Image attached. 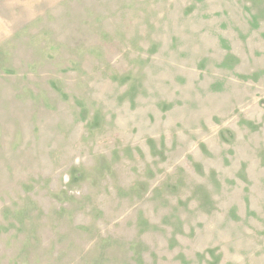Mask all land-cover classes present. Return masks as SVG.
I'll return each mask as SVG.
<instances>
[{
  "label": "rangeland",
  "instance_id": "rangeland-1",
  "mask_svg": "<svg viewBox=\"0 0 264 264\" xmlns=\"http://www.w3.org/2000/svg\"><path fill=\"white\" fill-rule=\"evenodd\" d=\"M0 264H264V0H0Z\"/></svg>",
  "mask_w": 264,
  "mask_h": 264
}]
</instances>
